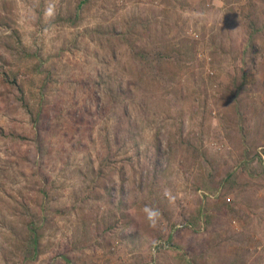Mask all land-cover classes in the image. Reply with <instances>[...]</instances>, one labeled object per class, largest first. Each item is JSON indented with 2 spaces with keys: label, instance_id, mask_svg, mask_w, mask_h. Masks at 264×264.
<instances>
[{
  "label": "rangeland",
  "instance_id": "obj_1",
  "mask_svg": "<svg viewBox=\"0 0 264 264\" xmlns=\"http://www.w3.org/2000/svg\"><path fill=\"white\" fill-rule=\"evenodd\" d=\"M48 2L0 0V264H264V0Z\"/></svg>",
  "mask_w": 264,
  "mask_h": 264
},
{
  "label": "clouds",
  "instance_id": "obj_2",
  "mask_svg": "<svg viewBox=\"0 0 264 264\" xmlns=\"http://www.w3.org/2000/svg\"><path fill=\"white\" fill-rule=\"evenodd\" d=\"M55 14L56 4L53 2V0H49L44 10V16L50 19L54 17ZM163 195L169 200L170 203H173L175 201V196L173 195L171 190L165 189ZM142 212L144 214V218L147 222L148 227L152 229L158 228L162 220V213L159 208L150 205H145L142 209Z\"/></svg>",
  "mask_w": 264,
  "mask_h": 264
}]
</instances>
